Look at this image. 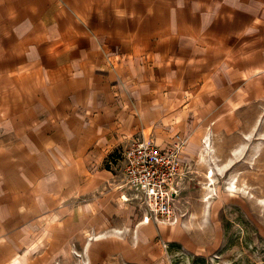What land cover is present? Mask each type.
<instances>
[{
    "label": "crops",
    "instance_id": "0c3cea01",
    "mask_svg": "<svg viewBox=\"0 0 264 264\" xmlns=\"http://www.w3.org/2000/svg\"><path fill=\"white\" fill-rule=\"evenodd\" d=\"M258 87L264 0H0V264H202L129 215L119 152L179 134L189 173Z\"/></svg>",
    "mask_w": 264,
    "mask_h": 264
},
{
    "label": "rangeland",
    "instance_id": "374dc122",
    "mask_svg": "<svg viewBox=\"0 0 264 264\" xmlns=\"http://www.w3.org/2000/svg\"><path fill=\"white\" fill-rule=\"evenodd\" d=\"M258 85H262L259 80ZM259 89L242 94L240 124L221 127L217 147L209 142L210 155L205 146L202 150L200 139H188L190 167L180 183L176 220L159 219L173 226L172 243L198 253L202 264H264V92ZM211 129L199 130V138L212 136ZM229 148L240 154L229 158ZM210 169L213 182L206 177ZM232 177L237 178L236 188L229 186ZM126 202L130 216L144 215L139 203Z\"/></svg>",
    "mask_w": 264,
    "mask_h": 264
},
{
    "label": "built area",
    "instance_id": "2783aa9c",
    "mask_svg": "<svg viewBox=\"0 0 264 264\" xmlns=\"http://www.w3.org/2000/svg\"><path fill=\"white\" fill-rule=\"evenodd\" d=\"M186 138L179 134L157 143L150 137L136 136L121 154L120 179L117 187L126 194L124 201L139 203L142 220L164 219L173 223L176 200L184 175L182 150ZM167 248V244L163 243Z\"/></svg>",
    "mask_w": 264,
    "mask_h": 264
},
{
    "label": "bare ground",
    "instance_id": "6f19581e",
    "mask_svg": "<svg viewBox=\"0 0 264 264\" xmlns=\"http://www.w3.org/2000/svg\"><path fill=\"white\" fill-rule=\"evenodd\" d=\"M205 137H207V139L209 138L208 136H205ZM204 145H205V143L203 144V148H202V150H204ZM208 145H209V142H208ZM213 175H214V171H213V169H210V171H209V173H208V171L206 172V177L210 180V181H214V177H213ZM234 178L232 177V180H230V182H229V186H231V187H233V188H236V182H237V178H235L234 180H233ZM209 198V197H208ZM207 198V199H208ZM206 199V200H207Z\"/></svg>",
    "mask_w": 264,
    "mask_h": 264
}]
</instances>
